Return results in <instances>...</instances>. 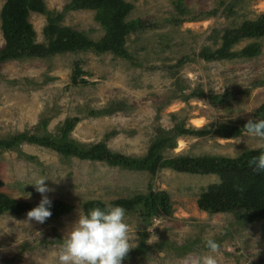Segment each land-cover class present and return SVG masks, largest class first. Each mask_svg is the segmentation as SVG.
I'll return each instance as SVG.
<instances>
[{
	"label": "rangeland",
	"instance_id": "374dc122",
	"mask_svg": "<svg viewBox=\"0 0 264 264\" xmlns=\"http://www.w3.org/2000/svg\"><path fill=\"white\" fill-rule=\"evenodd\" d=\"M5 0H0V9ZM69 0H44L48 10L62 11ZM132 4L127 18L146 20L150 26L127 37L126 48L132 60L111 53L91 50L62 53L38 58L0 63V139L9 135L33 132L41 118L49 119L47 131L55 133L65 118L78 116L70 136L84 144L98 142L107 133V146L130 156L145 154L156 129L170 128L176 122L186 127L211 128L224 121L254 117L264 102V37L242 39L232 48L240 50L251 41L261 45L253 57L206 61L198 57L203 46L216 48L223 29L255 19L264 12V0H184L186 19L169 22L173 0H125ZM214 11V14H208ZM30 21L36 40L44 42L45 15L33 13ZM97 40L103 34L94 20L93 10H68L60 21ZM4 44L0 28V47ZM184 58L182 64H177ZM75 61L89 83L73 85L70 76ZM262 82V83H261ZM197 95L182 99L181 93ZM206 95L224 97L213 102ZM120 103L122 110L92 117L90 109ZM264 146V141L245 134L224 139L209 133L205 136H181L176 147L165 156L213 154L235 156L246 149ZM27 155L32 156L29 159ZM46 177L50 200L62 199L74 206L57 220L26 222V215L0 214V264H56L61 239L78 219V209L88 199L107 204L134 193L154 190L168 193L172 212L153 219L146 245L161 240L183 243L195 236L202 240L217 237L218 264H264V220L238 223L226 213L208 214L196 205L199 194L211 183L213 174H188L163 168L150 175L114 167L101 161L62 158L56 152L30 143L17 150L0 151L2 191L38 204L41 194L34 180ZM131 247L139 240L140 219L128 212ZM205 249L186 256L150 248L145 254L131 255L122 264H198Z\"/></svg>",
	"mask_w": 264,
	"mask_h": 264
},
{
	"label": "trees",
	"instance_id": "16d2710c",
	"mask_svg": "<svg viewBox=\"0 0 264 264\" xmlns=\"http://www.w3.org/2000/svg\"><path fill=\"white\" fill-rule=\"evenodd\" d=\"M173 15L169 22L178 24L186 19L188 10L184 0H173ZM132 4L125 0H69L62 11L48 10L44 0H5L0 9V28L4 44L0 47V63L20 60L23 58H44L66 52L76 53L91 50L97 54L111 53L117 57L132 60L126 48L129 34L150 26L146 20L128 19ZM68 10H93L94 20L99 23L103 34L97 40L88 38L83 32L69 26H63L60 21ZM36 13L45 15L46 22L42 29L44 42L36 40V31L30 21V15ZM208 14H214L210 11ZM264 37V12L255 19H246L237 26L223 29L220 43L216 48L203 46L198 57L206 60H223L236 57H253L260 53L261 45L251 41L240 50H233L235 44L242 39H259ZM184 58L177 64H182ZM78 61H75L70 76V83L88 84ZM262 83V82H261ZM264 83V82H263ZM205 95L202 91H193L188 95L181 93L182 99ZM213 102H224V97L206 95ZM120 103H110L99 108L90 109L89 116L98 117L110 115L122 110ZM255 121L264 119V102L256 109ZM249 119L224 121L211 128L186 127L184 123L176 122L170 128L156 129L142 156H130L112 151L106 144V138L114 133H107L104 139L84 144L75 141L70 133L80 121L78 116L65 118L57 127L55 133L46 129L49 119L41 118L33 132L23 131L0 139V151L17 150L22 143L35 144L56 152L62 158L76 157L81 160L101 161L121 169L146 171L150 175L163 168L188 174H213L218 182L209 184L196 199L197 208L208 214L226 213L233 216L238 223H258L264 220V172L256 173L248 166V160L264 150V146L243 150L235 156L213 154L165 156V152L176 147V140L181 136H205L213 133L224 139L239 137L244 134L243 126ZM29 159L32 156L27 155ZM4 183L0 178V214L11 213L24 216L37 204L16 199L2 191ZM51 216L59 219L73 210L74 206L62 199L51 200ZM99 199H88L81 205L84 209L101 204ZM105 203V202H103ZM120 205L128 212H137L140 219L138 231L139 240L131 248L126 257L145 254L150 248L157 251L171 252L177 256H186L200 248L204 249L202 239L198 236L189 238L181 244L161 240L153 246L146 245V239L152 231L153 219L159 215H170L172 205L169 195L164 190H154L149 185L146 192L134 193L128 197L117 198L110 202ZM102 206V204H101ZM217 243V237H213Z\"/></svg>",
	"mask_w": 264,
	"mask_h": 264
},
{
	"label": "clouds",
	"instance_id": "9594fccd",
	"mask_svg": "<svg viewBox=\"0 0 264 264\" xmlns=\"http://www.w3.org/2000/svg\"><path fill=\"white\" fill-rule=\"evenodd\" d=\"M243 132L249 137L264 141V119H249L243 126ZM247 163L253 172H264V150ZM45 179L46 177L41 176L32 183L41 194V199L26 213V222L34 220L42 224L52 214V202L45 195L49 191ZM101 204L78 209V219L60 240L56 264H122L132 248L126 209L120 205ZM202 243L206 251L200 256L198 264H218L215 255L219 251L217 241L206 238Z\"/></svg>",
	"mask_w": 264,
	"mask_h": 264
}]
</instances>
